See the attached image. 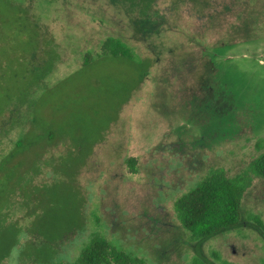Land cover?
I'll return each instance as SVG.
<instances>
[{
	"label": "rangeland",
	"instance_id": "374dc122",
	"mask_svg": "<svg viewBox=\"0 0 264 264\" xmlns=\"http://www.w3.org/2000/svg\"><path fill=\"white\" fill-rule=\"evenodd\" d=\"M13 2L0 0V115L26 102L30 116L25 105L0 139V264H74L92 234L144 264H262L264 179L239 225L199 244L173 203L210 169L231 178L264 153V0ZM109 37L148 61L140 87L129 61L82 65ZM52 129L61 136L41 144L54 159L39 168L41 145L18 133Z\"/></svg>",
	"mask_w": 264,
	"mask_h": 264
},
{
	"label": "trees",
	"instance_id": "16d2710c",
	"mask_svg": "<svg viewBox=\"0 0 264 264\" xmlns=\"http://www.w3.org/2000/svg\"><path fill=\"white\" fill-rule=\"evenodd\" d=\"M6 1L11 5H16L13 0ZM126 1L131 3H139L148 8L156 0ZM19 8L18 11L20 12L25 10ZM25 13L26 17H24V19L29 23L31 29L36 30V32H40L42 35H44V33H46V30H43L38 23L33 21V18L29 16L27 10H25ZM16 22L17 24L20 23L19 21ZM49 40L50 41H48L47 43L51 44L50 49L52 53V50L54 48L53 40L52 38H50ZM34 50L35 51L32 52L31 58L35 57V55L33 54L37 52L36 47ZM24 51L27 52L28 50L26 49ZM24 51H22L21 53H25ZM46 58L47 61L52 60L53 57L50 58V50ZM102 59H122L139 66V68H142L138 82L139 87L143 84V81L147 74V70L149 68L148 61L137 59L131 49L120 40L112 37L105 39L101 45L99 52L95 54L87 53L84 56L82 65L88 66L91 65L92 62ZM30 60L31 59L28 58L24 61L30 62ZM128 99L129 98H127L125 102L121 103L120 107H122V105L125 104ZM25 105L27 107L25 113L30 116V108L28 107L26 102H21L15 105L16 107L9 106V109L4 110L3 114L0 115V129L4 131L2 134H0V139L3 135L13 129L15 125L19 124L20 120H23V117L20 118L19 114L21 113L20 109ZM120 107L117 112L116 118L110 122L111 124L113 122H116L119 111L121 109ZM15 108H17L16 113H14L13 111ZM28 116H26L25 118L29 120V123H31V125L33 123H39L42 128L43 126H45L44 123H42L45 121H40L38 117L34 116H31V118L29 119ZM23 122L21 123L23 124ZM7 123L8 128L6 127ZM21 129L22 128L20 127V130ZM56 133L58 134V136H61L57 129L49 130L47 136L38 132L36 133V137L33 140L31 137H28L27 132L23 133L22 131L18 133L21 135L22 141H25L27 144L34 145L35 143H37L41 145L43 153H41L40 155V161L38 163L39 168L42 167L43 162L46 158L50 157V159H54L52 153H54L53 151L55 150L54 148L52 149L51 146L45 149L41 144V140L43 137H47V140L49 142H52V140L55 139ZM17 151L18 147L13 145V148L5 154V158L7 160L12 159ZM60 154L58 155L57 159L62 158ZM83 165H85V163ZM128 165L130 169L133 170V163L131 160L128 161ZM0 170H2L1 167ZM253 177L264 179V153L249 165L248 171L240 173L231 178H228L225 175L224 170L221 168L210 169L204 176V178L196 182L187 192L179 196L174 201L173 213L175 219L183 228V230L187 232L191 241L199 244L218 234L234 229L239 225L242 199L246 191L251 187ZM3 187V184H1L0 192L3 191ZM9 208L10 211H12L11 207H9L8 205L6 211ZM252 219L255 228L261 233L264 232L263 223L257 217H253ZM74 264H144V261L141 258H138L134 253L124 251L122 250V248L110 244L101 235L92 234L89 241L81 249V252L75 260ZM262 264H264V259Z\"/></svg>",
	"mask_w": 264,
	"mask_h": 264
}]
</instances>
